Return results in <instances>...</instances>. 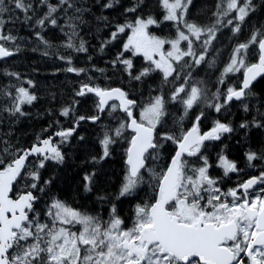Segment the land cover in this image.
Here are the masks:
<instances>
[{"label": "snow or ice", "instance_id": "snow-or-ice-1", "mask_svg": "<svg viewBox=\"0 0 264 264\" xmlns=\"http://www.w3.org/2000/svg\"><path fill=\"white\" fill-rule=\"evenodd\" d=\"M0 264H264V0H0Z\"/></svg>", "mask_w": 264, "mask_h": 264}, {"label": "trees", "instance_id": "trees-1", "mask_svg": "<svg viewBox=\"0 0 264 264\" xmlns=\"http://www.w3.org/2000/svg\"><path fill=\"white\" fill-rule=\"evenodd\" d=\"M200 2H202V0H197V3ZM93 42L95 43V41ZM98 64L99 66H103V60H99ZM32 67H36L38 71L33 73ZM16 70L27 72L34 80H36L38 94L42 95L43 97L42 101L37 103L36 107L26 109L33 113V119L30 121H23V123L19 127V130L27 133H31L32 131H39L40 127L46 124L47 121L46 119H35V114L37 112H43L44 108L48 106L46 103L48 99L46 90L56 91L57 93H59L60 89L63 88L66 83L65 76L60 75V78L57 80L56 77H53L51 75L52 62L48 60H42L38 54H34L31 52L25 53L20 62H18V64L16 65ZM76 162L79 163L78 160ZM73 172V168L65 170V174L69 177V179H71Z\"/></svg>", "mask_w": 264, "mask_h": 264}, {"label": "flooded vegetation", "instance_id": "flooded-vegetation-1", "mask_svg": "<svg viewBox=\"0 0 264 264\" xmlns=\"http://www.w3.org/2000/svg\"><path fill=\"white\" fill-rule=\"evenodd\" d=\"M60 75L65 76V74H63V73H57L56 74L57 80L60 78L59 77ZM69 76H70V74H69ZM243 151H244V148L239 147V146H236V147H233L232 152H231V155L232 156H235L237 153L240 154V156H241V160H240L241 167H244V163H243V160H242V153H243ZM249 171H251V170L246 169V173L249 172ZM243 178H247L246 174L243 176ZM235 180H236V177L233 176V180L232 181H229V184L234 183Z\"/></svg>", "mask_w": 264, "mask_h": 264}]
</instances>
